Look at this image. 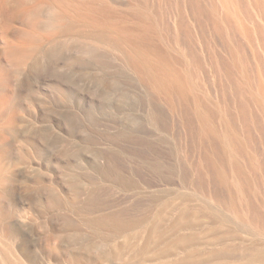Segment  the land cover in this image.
<instances>
[{
	"label": "rangeland",
	"instance_id": "obj_1",
	"mask_svg": "<svg viewBox=\"0 0 264 264\" xmlns=\"http://www.w3.org/2000/svg\"><path fill=\"white\" fill-rule=\"evenodd\" d=\"M0 264H264V0H0Z\"/></svg>",
	"mask_w": 264,
	"mask_h": 264
}]
</instances>
